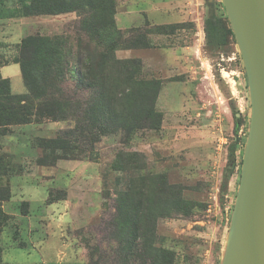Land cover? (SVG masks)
Returning <instances> with one entry per match:
<instances>
[{
	"label": "rangeland",
	"instance_id": "1",
	"mask_svg": "<svg viewBox=\"0 0 264 264\" xmlns=\"http://www.w3.org/2000/svg\"><path fill=\"white\" fill-rule=\"evenodd\" d=\"M2 1L3 13L14 15V43L0 40V63L14 61L28 36L67 38L71 49L76 37L87 40L74 11L22 15L28 0ZM224 16L220 0H116L122 31L147 30L151 49L131 56L143 76L162 82L153 104L160 123L100 133L84 118L89 91L68 66L57 83L72 102L63 119L36 118L0 132V264H118L116 197L131 198L139 185L146 193L155 174L186 203L157 219L158 244L174 251V264L220 263L249 117L236 44L207 43L206 31ZM1 73L12 93L26 92L18 63ZM58 138L69 142L56 145Z\"/></svg>",
	"mask_w": 264,
	"mask_h": 264
},
{
	"label": "trees",
	"instance_id": "2",
	"mask_svg": "<svg viewBox=\"0 0 264 264\" xmlns=\"http://www.w3.org/2000/svg\"><path fill=\"white\" fill-rule=\"evenodd\" d=\"M115 7L116 0H28L20 6L22 15L74 11L87 40L76 37L73 49L67 47V38L28 36L19 42L14 62L19 65L26 92L12 93L9 79L0 75L1 133L8 125L29 123L36 118L63 119L72 102L62 95L57 83L63 80L68 66L78 74L76 84L89 91L84 118L97 125L100 133L121 130L130 134L143 127L158 126L161 114L153 109V104L162 82L143 76L138 58L116 56L120 49L150 47L147 30L139 27L122 31L114 18ZM219 19V27L206 31L207 43H235L226 16ZM244 141L245 138L241 155ZM68 142L58 138L55 144ZM230 161L233 165V154ZM151 176L146 193L139 185L131 198L128 192L116 197L114 251L121 261L118 264H174V251L157 242L156 222L159 217L169 216L170 209L184 207L186 203L162 174ZM88 264L102 263L90 258Z\"/></svg>",
	"mask_w": 264,
	"mask_h": 264
},
{
	"label": "water",
	"instance_id": "3",
	"mask_svg": "<svg viewBox=\"0 0 264 264\" xmlns=\"http://www.w3.org/2000/svg\"><path fill=\"white\" fill-rule=\"evenodd\" d=\"M244 69L248 128L219 264H264V0H220Z\"/></svg>",
	"mask_w": 264,
	"mask_h": 264
},
{
	"label": "crops",
	"instance_id": "4",
	"mask_svg": "<svg viewBox=\"0 0 264 264\" xmlns=\"http://www.w3.org/2000/svg\"><path fill=\"white\" fill-rule=\"evenodd\" d=\"M5 7L7 8V6L5 5V2H3V1H2V3L0 2V40L7 41L8 43L13 44L14 43V15H5L3 13L5 11L4 10ZM116 20H117V18H116ZM185 47L187 48L188 46H185ZM136 49H143V48H136ZM136 49H120V50H117L116 56L118 58L133 57V56H131V50H136ZM144 49H148V51H149V49H151V47H145ZM125 54H128V55L125 56ZM11 63H14V61L0 63V75L3 78H9L8 76H3L1 71L6 65L11 64ZM5 213H7V212H5ZM7 214H9V213H7ZM1 253H2V251H1ZM0 255H1V259H0V262H1L2 261V254H0Z\"/></svg>",
	"mask_w": 264,
	"mask_h": 264
}]
</instances>
